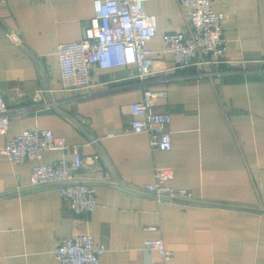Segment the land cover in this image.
I'll use <instances>...</instances> for the list:
<instances>
[{
  "label": "crops",
  "instance_id": "obj_1",
  "mask_svg": "<svg viewBox=\"0 0 264 264\" xmlns=\"http://www.w3.org/2000/svg\"><path fill=\"white\" fill-rule=\"evenodd\" d=\"M161 35L185 27L177 0H149ZM223 13V62L204 77L200 67L163 72L171 54L155 55L146 82L160 92L155 108L171 121L169 149L152 148L147 132L130 128V104L145 87L136 67L94 66L87 89L62 91L57 43L79 39L94 0H0V95L9 108L0 146L28 128H48L75 145L82 166L75 180L95 184L96 201L76 213L58 184L30 182L31 161L0 157V264H58L53 248L85 233L106 251L100 264H150L161 238L165 264H264V0H212ZM257 59H262L258 61ZM68 151L43 152L55 162ZM157 167L173 170L172 186L191 199L146 189Z\"/></svg>",
  "mask_w": 264,
  "mask_h": 264
},
{
  "label": "built area",
  "instance_id": "obj_2",
  "mask_svg": "<svg viewBox=\"0 0 264 264\" xmlns=\"http://www.w3.org/2000/svg\"><path fill=\"white\" fill-rule=\"evenodd\" d=\"M149 0H94V14L84 26L79 39L57 43L55 55L60 68V89L70 91L87 89L94 85L90 78L94 66L115 68L133 65L136 73L130 77L139 78L144 84L142 96L131 102L133 132H147L152 148L169 149L171 132L167 125L171 115L155 108L154 99L160 92L150 89L146 82L154 74L155 55L171 54V65L163 72H183L190 66L200 67L197 75H210L211 67L223 62L227 41L223 34L222 16L212 7V0H177L185 18L181 30L161 35V47L156 49L150 42L157 34V17L145 9ZM261 61L262 59H257ZM9 108L0 95V135L6 133L9 124ZM72 147L73 157H61L55 162L44 161L43 152L68 151ZM69 147L63 136L48 128H28L8 138L0 146V157L11 163L31 161L30 182L32 185L57 182L61 198L68 208L76 213L92 209L95 198V184L75 180L81 168L82 157L75 145ZM173 170L157 167L154 181L146 189L156 196L170 199H191L187 189L170 184ZM145 247L157 251L161 258L150 264H165L172 257V251L165 247L161 238L147 239ZM58 264H100L106 251L102 244H96L93 237L85 233H74L61 237L53 248Z\"/></svg>",
  "mask_w": 264,
  "mask_h": 264
}]
</instances>
